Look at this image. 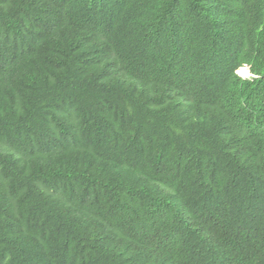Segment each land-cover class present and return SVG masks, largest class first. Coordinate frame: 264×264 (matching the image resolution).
I'll return each instance as SVG.
<instances>
[{
    "label": "trees",
    "instance_id": "16d2710c",
    "mask_svg": "<svg viewBox=\"0 0 264 264\" xmlns=\"http://www.w3.org/2000/svg\"><path fill=\"white\" fill-rule=\"evenodd\" d=\"M0 264H264V0H0Z\"/></svg>",
    "mask_w": 264,
    "mask_h": 264
},
{
    "label": "clouds",
    "instance_id": "9594fccd",
    "mask_svg": "<svg viewBox=\"0 0 264 264\" xmlns=\"http://www.w3.org/2000/svg\"><path fill=\"white\" fill-rule=\"evenodd\" d=\"M242 67H245L247 69V74L246 75H241L239 73V69L242 68ZM239 69H237V71H236L239 74V76H241L243 78H248L249 76H251V73H250V70H249V66L244 65V66L239 67Z\"/></svg>",
    "mask_w": 264,
    "mask_h": 264
}]
</instances>
